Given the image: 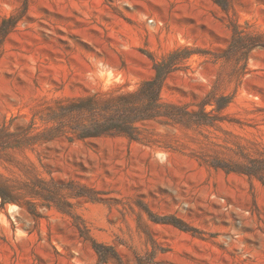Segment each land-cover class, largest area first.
<instances>
[{
  "label": "rangeland",
  "instance_id": "374dc122",
  "mask_svg": "<svg viewBox=\"0 0 264 264\" xmlns=\"http://www.w3.org/2000/svg\"><path fill=\"white\" fill-rule=\"evenodd\" d=\"M12 16L0 264H264V48L246 61L228 53L234 24L264 43V0H0V24ZM178 47L196 53L162 101L197 112L209 95L231 96L210 124L73 143L46 142L50 125L33 124L55 100L136 89Z\"/></svg>",
  "mask_w": 264,
  "mask_h": 264
},
{
  "label": "trees",
  "instance_id": "16d2710c",
  "mask_svg": "<svg viewBox=\"0 0 264 264\" xmlns=\"http://www.w3.org/2000/svg\"><path fill=\"white\" fill-rule=\"evenodd\" d=\"M16 23L17 18L13 16L2 20L0 54L4 40ZM259 38L246 34L234 24L228 53H241L246 61L254 48H264V43ZM195 53L189 47H178L160 60L153 58V78L141 82L134 90L115 86L80 98L55 100L54 105L35 114L33 124L39 119L50 125L43 132L44 141L64 137L70 143L101 137H126L131 142H141V135L146 131L143 126L148 123L210 124L216 120L215 113L232 103L231 96L216 99L209 95L196 105L199 108L197 112L189 110V105L165 103L161 98V90L168 76L179 70L182 62L189 60ZM242 171L255 175L250 168ZM1 197L3 204L13 201L2 194Z\"/></svg>",
  "mask_w": 264,
  "mask_h": 264
}]
</instances>
